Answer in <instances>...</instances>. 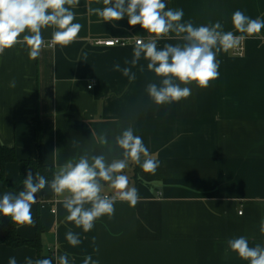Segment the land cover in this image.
<instances>
[{
	"label": "crops",
	"instance_id": "crops-1",
	"mask_svg": "<svg viewBox=\"0 0 264 264\" xmlns=\"http://www.w3.org/2000/svg\"><path fill=\"white\" fill-rule=\"evenodd\" d=\"M164 2L167 8L183 10L182 23L198 27L219 21L224 31L237 35L231 22L235 11L264 20V0ZM89 7L104 5L102 0H80L72 9L73 22L82 28L70 45H50L53 29L46 28L36 60L29 59L22 45L0 55V147L12 149L15 156L3 166L9 184L0 174V198L23 190L27 173H37L30 164L20 177L21 162L36 158L37 120L41 162L53 171L54 150L58 164L87 146L100 154L105 150L91 140L92 132H107L114 143L129 123L160 167L153 175L129 162L122 174L140 200L135 207L117 200L112 219L101 217L87 233L66 220L63 198L46 185L32 205L35 224L16 225L18 236L32 241L39 221L38 247L0 244V264H8L10 257L17 264H25L26 257L51 258L56 264V257L65 253L69 264H83L87 256L99 264H250L227 241L243 236L250 247L264 246V29L238 46L241 54L236 48L217 54L219 76L207 88L181 85L191 89L189 97L156 105L146 89L160 78L147 69L143 56L135 67L130 63L134 42L147 40L149 34L140 25L130 26L127 16L102 21ZM109 38L126 44L96 43ZM166 43L183 41L170 33L157 47ZM116 64L131 68L135 80L115 70ZM13 79L15 88L9 87ZM73 141L80 147H73ZM105 194H114L107 184ZM68 231L78 234L79 245L68 243Z\"/></svg>",
	"mask_w": 264,
	"mask_h": 264
},
{
	"label": "clouds",
	"instance_id": "clouds-1",
	"mask_svg": "<svg viewBox=\"0 0 264 264\" xmlns=\"http://www.w3.org/2000/svg\"><path fill=\"white\" fill-rule=\"evenodd\" d=\"M79 2L0 0V55L6 49L22 45L28 49L29 59L36 60L45 45L42 30L46 28L53 29L50 45L65 47L73 43L82 28L80 23L73 22L75 13L72 9ZM102 3L103 8L89 7L88 11L102 21H119L127 16L130 26L140 25L149 34L147 40L136 41L130 63L135 67L143 56L148 61L147 69L160 78L159 84L149 83L146 89L156 105L189 97L191 89L181 85L195 83L199 88H207L219 76L217 54L237 48L244 40L256 37L264 29V20L250 18L239 10L231 17L235 32L239 33L237 35L233 31H224L219 21L198 27L191 21L182 23L183 10L167 8L164 0H102ZM170 33H174L183 43H166L158 48L157 41L168 37ZM114 67L122 71L130 82L135 80L131 68L121 69L119 64ZM140 70L143 71V68ZM9 87H16L15 79L9 82ZM91 140L105 151L96 154L95 147L87 146L63 164H58V149L54 150L52 155L56 167L51 180L40 173L34 176L29 171L22 182L23 190L18 193L6 192L0 198V214L10 217L18 226L34 225L32 205L37 203V193L45 189L46 185L56 197L63 198V207L69 213L66 220L74 222L85 233L92 230L95 221L101 217L112 219L117 200L135 207L140 196L135 187H129V178L122 174L123 171L132 162L139 165L143 172L155 175L160 167L159 160L153 158L142 138L134 135L131 123L114 137V143H110L107 132L97 134L93 131ZM72 146L80 147L77 141H73ZM117 149L120 150L119 156H114ZM105 184L114 190L113 195L105 194ZM260 231L264 234V220L261 221ZM66 240L73 247L81 243L78 234L72 231L66 233ZM227 245L250 264H264V246L257 244L250 247L243 236L229 239ZM8 264H17L16 258L10 257ZM25 264H53V260L43 258L34 261L26 257ZM56 264H69L67 254L57 256ZM83 264L99 262L87 256Z\"/></svg>",
	"mask_w": 264,
	"mask_h": 264
},
{
	"label": "trees",
	"instance_id": "trees-1",
	"mask_svg": "<svg viewBox=\"0 0 264 264\" xmlns=\"http://www.w3.org/2000/svg\"><path fill=\"white\" fill-rule=\"evenodd\" d=\"M35 146H36V158L34 160H26L21 162L20 177H23L24 169L26 166L32 164L37 170V173H40L48 180L52 178L53 169L51 167L45 166L41 162V149H42V135H41V126L40 121H35ZM6 153V154H5ZM15 160L14 152L12 149H5L0 147V171H1V180L5 184H9L3 176V166L8 161ZM41 231L40 223L37 221V232L36 238L32 241L23 240L16 233V225L11 220L10 217L0 216V244H5L7 246L16 248L20 246H30L37 248L39 241V233Z\"/></svg>",
	"mask_w": 264,
	"mask_h": 264
},
{
	"label": "built area",
	"instance_id": "built-area-1",
	"mask_svg": "<svg viewBox=\"0 0 264 264\" xmlns=\"http://www.w3.org/2000/svg\"><path fill=\"white\" fill-rule=\"evenodd\" d=\"M136 41L134 42V44H136ZM96 43L99 44V45H102L104 47H113V46H116V45H125L126 44L125 41H123L122 39H119V38H109V39L97 41ZM235 52L237 54H241L242 48L241 47H237L235 49ZM52 212H54V210H52Z\"/></svg>",
	"mask_w": 264,
	"mask_h": 264
}]
</instances>
